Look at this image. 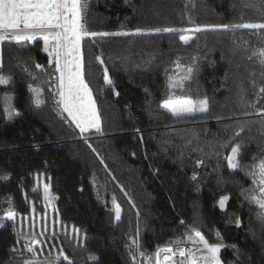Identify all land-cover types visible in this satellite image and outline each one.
Returning <instances> with one entry per match:
<instances>
[{"label": "trees", "instance_id": "trees-1", "mask_svg": "<svg viewBox=\"0 0 264 264\" xmlns=\"http://www.w3.org/2000/svg\"><path fill=\"white\" fill-rule=\"evenodd\" d=\"M249 22H264V0H91L89 31L131 34L81 41L100 125L84 133L57 104L58 73L44 41L0 44L11 77L0 84V219L16 215L0 224V264H134V239L152 256L175 241L193 248L191 229L224 245L222 264H264V216L246 199L256 187L246 173L264 159V29L206 27ZM165 27L178 31H154ZM196 27L203 30L179 31ZM188 67L183 87L170 88ZM170 95L207 99V111L173 116L161 107ZM5 97L19 116L6 115ZM235 146L240 167L232 170L226 158ZM35 175L55 196L57 222L42 235L23 222L36 202L22 182ZM135 264L148 262L137 254Z\"/></svg>", "mask_w": 264, "mask_h": 264}, {"label": "snow or ice", "instance_id": "snow-or-ice-1", "mask_svg": "<svg viewBox=\"0 0 264 264\" xmlns=\"http://www.w3.org/2000/svg\"><path fill=\"white\" fill-rule=\"evenodd\" d=\"M91 0H0V44L5 41H12L22 44L26 41L36 40L38 37L44 41V51L48 52L49 57L54 59L55 71L59 73L57 101L58 106L62 107V111L71 117L72 122L76 124L81 133L87 132L91 128L100 130L99 117L96 112L95 102L92 99L91 89L84 79L83 65L81 56V41L85 37L96 36H126L128 32H93L89 31L86 26L87 11L89 10ZM206 27H218L223 29H264V22H249L229 25H214ZM203 29L196 27L194 29H181L179 31L200 32ZM155 32H177L175 28L165 27L163 29H154ZM141 30L137 29L136 34H140ZM181 41L188 43L190 37L187 35L180 36ZM259 61L264 66V50H261ZM50 59L49 63H53ZM100 60L99 57H97ZM101 64L103 63L100 60ZM38 69L42 66L37 64ZM177 67L180 65L177 62ZM192 72V68L188 67L184 76L180 80H174L170 83V88L183 87L182 80L188 78V74ZM104 80L106 84L112 81L108 78L107 69H104ZM11 81L10 76L3 74V65L0 63V84H8ZM29 91L33 94L40 95L37 89L29 86ZM260 93H264V87L259 89ZM11 97H5V113L11 119L13 115L19 116V112H15L11 107ZM37 106L43 103L42 100L34 101ZM167 109L173 116L181 117L190 115L197 111L206 112L208 108L207 99L193 100L191 98H178L170 95L161 105ZM264 116V111L259 113ZM238 134V133H237ZM239 155V146L231 149V155L226 159L229 169L235 170L240 167L237 156ZM255 160V158H253ZM103 162V161H101ZM201 164L202 161H198ZM252 178V183L256 186L250 191V195L246 197L250 202L257 205L260 215L264 216V159L251 165V170L246 173ZM196 177L193 176V179ZM7 179V177H4ZM47 191V188H45ZM229 200L228 196H223L218 201V206L224 210ZM15 212L9 211L7 217L3 219L13 220ZM0 219V224L3 223ZM116 219H120V209L116 206ZM183 223V222H182ZM236 226H240V221L236 220ZM137 229V235H138ZM219 240L220 234L217 232ZM186 239L191 242L193 248H185L181 246V242H170L168 245L157 246L152 256H145L138 240L134 239L129 245L130 249L135 248V253L130 252L134 264L137 254L142 257L148 264H222L219 253L224 245L220 242L210 243L204 235L196 229L186 232ZM28 252H35L34 246H27ZM15 252L16 249L14 248ZM183 258L179 262L175 259L176 255ZM59 260V257L57 258ZM68 260V257H63ZM32 264V262H30ZM68 264H72L68 260Z\"/></svg>", "mask_w": 264, "mask_h": 264}, {"label": "rangeland", "instance_id": "rangeland-1", "mask_svg": "<svg viewBox=\"0 0 264 264\" xmlns=\"http://www.w3.org/2000/svg\"><path fill=\"white\" fill-rule=\"evenodd\" d=\"M58 77H59V73H58ZM57 83H59V80H57ZM12 132H13V127L9 126L5 129L4 135L5 136L7 134L10 135ZM2 176L3 175L0 173V177ZM22 186H23V191L25 195H27L30 200H35L34 202H36L34 204L33 209L30 210L28 218H26L23 221L25 224V227L27 226V220H29L30 228L32 229L35 228L38 234L42 235V233L44 232V229L46 231V226H47L46 224H48L50 228L52 227L54 223L57 222L54 217V212H53V203H54L55 196L50 192L48 182L46 178L42 175H35L32 178V180L24 178L22 182ZM45 188H47V191H45ZM38 204L41 207V210H42L41 212H35V209H36L35 206H37ZM7 215L4 216L3 218L7 217ZM15 218H16V215H15ZM37 245L39 248L40 246L39 244L37 243L33 244L34 247ZM36 262L37 261L33 262L32 264Z\"/></svg>", "mask_w": 264, "mask_h": 264}, {"label": "crops", "instance_id": "crops-1", "mask_svg": "<svg viewBox=\"0 0 264 264\" xmlns=\"http://www.w3.org/2000/svg\"><path fill=\"white\" fill-rule=\"evenodd\" d=\"M39 38V37H38Z\"/></svg>", "mask_w": 264, "mask_h": 264}]
</instances>
